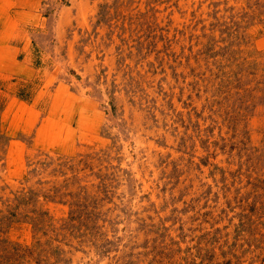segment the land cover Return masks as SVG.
I'll return each mask as SVG.
<instances>
[{"label": "rangeland", "instance_id": "374dc122", "mask_svg": "<svg viewBox=\"0 0 264 264\" xmlns=\"http://www.w3.org/2000/svg\"><path fill=\"white\" fill-rule=\"evenodd\" d=\"M0 264H264V0H0Z\"/></svg>", "mask_w": 264, "mask_h": 264}]
</instances>
